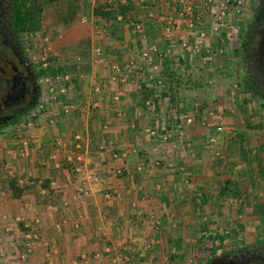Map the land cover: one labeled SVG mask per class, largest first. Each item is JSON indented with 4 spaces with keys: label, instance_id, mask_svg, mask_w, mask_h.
Returning <instances> with one entry per match:
<instances>
[{
    "label": "rangeland",
    "instance_id": "1",
    "mask_svg": "<svg viewBox=\"0 0 264 264\" xmlns=\"http://www.w3.org/2000/svg\"><path fill=\"white\" fill-rule=\"evenodd\" d=\"M97 1L95 8L99 6L103 13H109L106 17L97 16L94 21L95 27H99L94 30L97 40L105 38L104 34L106 38L124 42L127 30L128 37L141 42L144 38L141 31L148 22L152 28L161 24L169 31L162 37L155 33L152 39V46L161 52L160 61L151 55L153 64L148 59L143 62L150 75L165 71V79L161 78L163 87L156 88L157 95L164 96H157L160 109L166 111V116L159 120L166 123L173 139L179 136L175 133L179 124L184 125L183 134L188 129L204 134L197 143L207 153H200L201 158L193 162L192 168L202 177L207 176V180L193 190L190 208L177 207L171 210L172 214H166V218L174 216L182 220L176 227L170 225L176 239L170 237L168 230L154 228L148 231L150 235L145 242L149 253L135 254L122 264H206L223 250L264 239V103L244 88L240 53L242 33L257 0H178L170 8L165 7L166 13L160 6L165 2L161 1L160 5L152 6L145 0ZM74 2L77 4L78 0ZM28 8L34 21L21 35V42L40 74H46L41 76L36 108L24 115L21 124L0 131V264H19L23 254L26 259L22 264H29L40 243L39 231L20 215V199L26 188L24 178L28 174L18 175L19 158L31 156V130L38 120L51 115L54 103L59 105L60 98L66 96L51 94L49 88L57 78L63 80L71 71L69 66L85 55L82 44L62 47L63 34L54 30L56 24L79 26L83 21L81 14L72 16L71 12L78 11L73 2L30 0ZM148 8L157 10L158 16L144 18L142 11ZM61 11L66 15L60 16ZM76 35L84 41L83 31ZM59 36V41L53 44L51 37ZM123 66L121 73L128 71ZM139 78L144 76L140 74ZM152 94L146 100L154 107L156 97ZM192 117L193 123L185 125ZM171 138L167 142L173 143ZM211 139L215 142L211 143ZM23 142L28 144L27 157L21 152ZM22 163L25 167L24 160ZM13 184L22 190L18 197ZM33 235L38 239L30 242L32 247L28 251V237Z\"/></svg>",
    "mask_w": 264,
    "mask_h": 264
},
{
    "label": "crops",
    "instance_id": "2",
    "mask_svg": "<svg viewBox=\"0 0 264 264\" xmlns=\"http://www.w3.org/2000/svg\"><path fill=\"white\" fill-rule=\"evenodd\" d=\"M69 1L78 11L68 13L83 15V21L79 26L56 24L54 30L63 34L62 47L82 44L85 55L69 66L62 104L54 103L51 115L38 120L30 133L31 156L20 155L18 164V175L28 174L20 215L40 234L29 264H122L135 254L149 253L145 242L154 228L168 230L176 239L170 225L176 227L182 220L166 214L177 207L190 208L193 190L207 180L192 168L200 153L207 154L197 143L204 134L188 129L171 138L173 143L161 138L166 123L159 118L166 111L160 109L157 96H164L157 95L154 80L165 79V71L148 74L141 56L154 47L155 33L162 37L168 30L161 24L152 28L148 22L141 42L128 37L127 30L124 42L103 33L105 38L97 40L94 9L99 2ZM145 1L151 6L165 2L160 6L166 13L165 7L178 0ZM157 10L143 9L142 14L157 17ZM79 31L84 41L77 37ZM59 38L51 37L52 43ZM130 64L134 67L124 73L113 69ZM152 93L154 107L146 100ZM149 130L161 132L152 137Z\"/></svg>",
    "mask_w": 264,
    "mask_h": 264
},
{
    "label": "flooded vegetation",
    "instance_id": "3",
    "mask_svg": "<svg viewBox=\"0 0 264 264\" xmlns=\"http://www.w3.org/2000/svg\"><path fill=\"white\" fill-rule=\"evenodd\" d=\"M12 0H0V131L36 108L41 74L11 22ZM241 37L244 88L264 103V0H257ZM206 264H264V239L223 250Z\"/></svg>",
    "mask_w": 264,
    "mask_h": 264
},
{
    "label": "built area",
    "instance_id": "4",
    "mask_svg": "<svg viewBox=\"0 0 264 264\" xmlns=\"http://www.w3.org/2000/svg\"><path fill=\"white\" fill-rule=\"evenodd\" d=\"M151 55L155 56L156 59H158V57L161 56V52H160L159 48L156 47V46H154L148 52H144L143 53V58L144 59H148L147 61H148V63L150 65L153 64V58L151 57ZM133 67H134V65L133 64H130L129 66H127V70H130ZM113 69L116 72L121 73V68L119 66H114ZM56 80L54 81V86L53 87H50L49 86L50 87L49 88L50 93L51 94L57 93V94H60V95H64V94L66 95L67 94V89L65 88V85H63V80H60L59 78H57ZM154 85H155L156 88L163 87V80L161 78H157L156 80H154ZM138 90H140V88ZM59 103L61 104V102H59ZM148 106H151V101L148 102ZM64 112L67 114L68 113V109H66ZM193 121H194V118L193 117L192 118H188L187 121H186V123H185V125H191L193 123ZM183 126L184 125H181V124L177 125L176 126L177 130H176L175 133H177L178 135H182L183 134V129H184ZM163 131L164 132L166 131V132H165V135H162L161 136V138L164 141H167L169 138H171V134H170L171 132H169L167 129H164ZM218 131L221 132L222 131V128H219ZM148 132H149V134L152 137H157L158 135H160L157 132V130H149ZM210 142L211 143H214L215 140L214 139H211ZM27 145L28 144L26 142H23V147L24 148H22V150H21V152L23 153V155L25 157L29 156V152H28V149H27ZM37 239H38V236L37 235H33V237L32 236H29L28 237V241L29 242L26 244V246L29 249L28 251H31V247H32V244L30 242H32V240H37ZM25 259H26V254H23L22 257H21V263H19V264H22L25 261Z\"/></svg>",
    "mask_w": 264,
    "mask_h": 264
},
{
    "label": "trees",
    "instance_id": "5",
    "mask_svg": "<svg viewBox=\"0 0 264 264\" xmlns=\"http://www.w3.org/2000/svg\"><path fill=\"white\" fill-rule=\"evenodd\" d=\"M30 0H12V12H11V22L13 30L19 34L26 33L30 26L33 24L34 17L31 10L28 8ZM101 7L94 9L95 17H106L109 16V13H103ZM45 72H41V76L45 75ZM13 188L16 192H18L17 197L22 194V190L15 188L13 184Z\"/></svg>",
    "mask_w": 264,
    "mask_h": 264
}]
</instances>
